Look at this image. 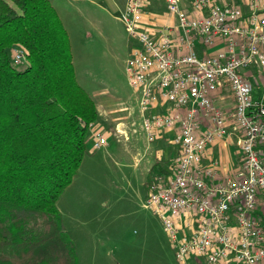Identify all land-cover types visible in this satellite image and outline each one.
Wrapping results in <instances>:
<instances>
[{"label": "built area", "instance_id": "1", "mask_svg": "<svg viewBox=\"0 0 264 264\" xmlns=\"http://www.w3.org/2000/svg\"><path fill=\"white\" fill-rule=\"evenodd\" d=\"M163 3L175 21L152 31L143 25L148 0H125L117 15L132 42L125 71L139 120L112 132L151 142L173 130L170 171L151 179L143 205L158 216L178 264H264V0ZM10 51L15 63L25 59L21 46ZM224 85L229 112L212 98ZM226 136L241 163L219 179L218 159L203 156ZM90 137L93 148L107 143L101 128Z\"/></svg>", "mask_w": 264, "mask_h": 264}, {"label": "trees", "instance_id": "2", "mask_svg": "<svg viewBox=\"0 0 264 264\" xmlns=\"http://www.w3.org/2000/svg\"><path fill=\"white\" fill-rule=\"evenodd\" d=\"M14 44L25 50L23 68L12 60ZM97 118L51 1L0 0V264H78L56 201Z\"/></svg>", "mask_w": 264, "mask_h": 264}, {"label": "rangeland", "instance_id": "3", "mask_svg": "<svg viewBox=\"0 0 264 264\" xmlns=\"http://www.w3.org/2000/svg\"><path fill=\"white\" fill-rule=\"evenodd\" d=\"M66 1L63 21L75 75L96 103L101 102L98 119L104 118L109 130L118 121H138L136 96L125 71L131 44L122 23L105 14L95 28L92 18L80 12L85 2ZM25 65V60L16 63L18 68ZM97 126L89 128L82 161L56 201L78 264H178L158 216L143 205L154 159L166 162L167 173L173 156L156 152L140 133L123 140L106 130L112 140L93 148L90 130Z\"/></svg>", "mask_w": 264, "mask_h": 264}, {"label": "crops", "instance_id": "4", "mask_svg": "<svg viewBox=\"0 0 264 264\" xmlns=\"http://www.w3.org/2000/svg\"><path fill=\"white\" fill-rule=\"evenodd\" d=\"M50 1L57 10L65 26L63 18L64 15L68 13V9H67L68 2L66 0H50ZM81 1L85 2L80 8L81 14L84 15L85 18L88 19L92 18L93 21L91 22V24L95 28L96 25L99 26L102 20L106 18L105 14L109 15L114 19L119 20L117 15L119 13V10H121L125 4V0H81ZM66 16H68V14ZM174 21H175L174 16L168 13L167 10L165 9L163 0H148V4L145 9V13L143 15V25L146 27V29L152 31L155 30V28H157L162 23H173ZM129 42L130 44H132L130 39ZM258 82H254V90L256 94L259 92V89L257 87ZM212 98L214 102L220 105L224 110H226V112H229L233 107L232 95L229 92V89L225 85L222 86L221 88H218L213 93ZM95 104L98 110V116L103 115V111L100 108L101 102L96 103L95 101ZM104 122H105L104 118L103 119L97 118L93 122V125H96L98 123L97 128H101L102 130L105 131L107 135V141L110 142L112 140V137H110L109 135L110 133L108 131L106 132V130H109V128L105 127L106 124ZM118 122H116L115 125ZM112 130L113 128L110 129L109 131L112 132ZM112 134L114 133L112 132ZM172 134H173L172 129H164L159 132V136L154 141L146 142V143L147 144L150 143L149 147H152L153 149L155 148L156 152L158 153H164L166 156H171V155L173 156L174 146L170 142V138ZM217 158H218V166L216 170L219 179L226 177L228 174H230L233 171V169L236 168V166H238L241 163V156L235 145L234 136H226L224 138L215 139L212 143L206 146L204 150L203 162L209 163L212 160H216ZM155 160L156 159H154V162ZM161 163L164 170H166L167 169L166 162H161ZM158 169L160 168L158 167ZM157 171H158L157 169L154 170V173H156Z\"/></svg>", "mask_w": 264, "mask_h": 264}]
</instances>
